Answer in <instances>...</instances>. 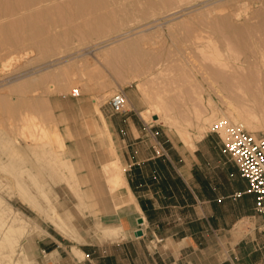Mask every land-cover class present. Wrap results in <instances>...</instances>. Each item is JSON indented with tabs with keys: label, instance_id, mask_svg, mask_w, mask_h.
Here are the masks:
<instances>
[{
	"label": "rangeland",
	"instance_id": "obj_1",
	"mask_svg": "<svg viewBox=\"0 0 264 264\" xmlns=\"http://www.w3.org/2000/svg\"><path fill=\"white\" fill-rule=\"evenodd\" d=\"M115 3L120 9L148 14L144 19L135 17L136 22L124 28L118 24L100 37L108 38L101 47L93 46L94 39H81L85 44L77 46L80 36L75 35L44 60L36 61V52L24 56L27 50L19 47L14 51L18 60L7 66L0 61V93L10 101L44 98L52 117L49 140L38 129L46 121L43 111L23 107L0 112V233L10 229L3 241L0 237V264H61L63 260L90 264L88 249L106 244L108 239L101 236L104 228L113 225L110 219L123 187L122 183L111 190L105 172L110 160L118 161L104 117L117 90L126 97L124 111L136 108L146 124L181 134L208 129L221 139L213 125L221 120L236 122L232 117L243 113L254 120V126L245 128L264 137V98L259 96L261 88L264 91V28L256 29L264 21V0H158L152 7L146 0ZM223 14L236 27H256L237 34L217 23L219 31L210 30L207 26ZM146 22L151 23L136 28ZM133 38L139 39L143 60L126 66L123 57L122 65L115 45ZM238 39L248 40V46L242 50ZM217 51L218 62L214 61ZM114 60L117 63L111 66ZM213 68L230 78L231 91L212 76ZM249 72L256 80L248 83L252 88L245 94L241 80ZM49 75L53 77L41 80L34 90L11 91L31 78ZM133 75L139 76L132 79ZM74 88L79 96H71ZM155 113L159 121L153 119ZM118 164L123 174L125 168ZM29 203L41 206L46 216ZM20 216L27 219L26 225L20 224ZM53 220L63 222L68 232L52 227ZM233 237L240 239L233 246V264H264L261 220L252 215L241 221Z\"/></svg>",
	"mask_w": 264,
	"mask_h": 264
},
{
	"label": "crops",
	"instance_id": "obj_2",
	"mask_svg": "<svg viewBox=\"0 0 264 264\" xmlns=\"http://www.w3.org/2000/svg\"><path fill=\"white\" fill-rule=\"evenodd\" d=\"M104 117L125 168L111 216L120 228L88 249L90 264H233L236 226L254 215L255 199L218 135L146 124L133 107ZM155 138L167 157L154 155Z\"/></svg>",
	"mask_w": 264,
	"mask_h": 264
},
{
	"label": "bare ground",
	"instance_id": "obj_3",
	"mask_svg": "<svg viewBox=\"0 0 264 264\" xmlns=\"http://www.w3.org/2000/svg\"><path fill=\"white\" fill-rule=\"evenodd\" d=\"M115 1L116 0H0V61L2 66H7L8 62L11 63V61L18 60V57L20 56L14 51L19 47H24L27 50L23 53L24 56L36 52V61L44 60L53 55L58 47L67 46L69 40H72L75 35L80 36V41L77 43V46H83L85 41L82 40L84 39H94L96 41L93 43V46L101 47V43L108 38L100 39V37L108 32L116 30L118 24L122 23V28H124L128 22H136L133 20L135 17L144 19L148 14L147 10H138L135 8H131V10L120 9ZM165 1L167 0H163L164 3ZM146 2L150 7L158 4V0H146ZM215 20H217V22L212 21L207 26L210 30L215 32L219 31L220 26L225 30L232 29L237 34L243 29L241 26H234L229 21L228 15L226 14L220 15ZM199 22H201V20H199ZM150 23L151 22H146L143 25L136 26V28L144 25L148 26ZM217 23H219L220 26ZM255 27L256 26H247L243 30L251 32ZM258 27L264 28V21L259 23L256 27L257 30ZM56 28L59 29L58 32H54ZM133 30L134 28L127 29L123 31L121 35L129 34ZM115 36H119V34H115L113 37ZM238 40L242 50L248 46V40ZM138 44L139 39L133 38L124 43V45H115L116 47L114 48V51L116 57L118 56L117 60L120 64L123 65L121 59L123 57L126 66L133 65L136 61L141 62L143 60ZM84 48H86V53H88L89 51L87 50V47L85 46ZM218 60L219 53L217 51L214 55V61L218 62ZM50 63L51 61L46 64L50 65ZM116 63L117 61L114 60L111 61L110 64L112 66ZM211 73L214 78L220 79L223 82L225 91H231L232 86L230 78H227L224 73L215 68L211 70ZM137 76L139 75H133L131 78L134 79ZM50 77L53 76L49 75L41 76L39 78H31L23 84L13 86L11 91L24 93L27 90H34L41 80ZM255 80L256 77L252 72H249L248 75L241 80L243 81V83H241L243 86L240 88L243 93L247 94L251 91L252 86H249L248 83L254 82ZM52 89L53 88H51V90ZM262 89L263 88H261L259 93L260 98H264V91ZM23 107H34L35 109L44 112L46 121L44 124H40L38 129L50 140V134L52 133V117L48 112V103L46 99L35 97L29 102L22 97H17L15 100L10 101L7 95L0 93V112H14ZM242 114L243 113H238V117H232V120L241 123L243 126H254V120ZM150 115L152 114L150 113ZM153 116L157 118V121L160 120L158 114L155 113ZM221 122L215 124L219 125ZM104 127H106L105 124ZM105 172L108 174V183L111 190H114L117 186L123 183V176L117 160H110L105 166ZM29 204H31L32 208L34 207L40 214L46 216L41 206L36 203ZM19 221L22 225L28 223L27 219L22 218V216L19 217ZM110 222L113 225L104 228L101 236L102 239L112 238L118 234L120 227H117L112 223L114 222L112 219H110ZM52 224V227L54 226L62 233L67 231L64 223L60 220H53ZM9 231L10 229H7L4 234L0 233L2 241L8 236V233H10Z\"/></svg>",
	"mask_w": 264,
	"mask_h": 264
},
{
	"label": "built area",
	"instance_id": "obj_4",
	"mask_svg": "<svg viewBox=\"0 0 264 264\" xmlns=\"http://www.w3.org/2000/svg\"><path fill=\"white\" fill-rule=\"evenodd\" d=\"M71 96H79L78 88L72 89ZM126 103L122 90L115 91L108 100L114 113L123 112ZM221 121V125L215 124L212 129L221 137L223 152L233 159L240 176L247 181L246 192L254 195L253 217L264 223V137L252 134L239 122ZM152 149L155 156L167 157L162 141L155 138Z\"/></svg>",
	"mask_w": 264,
	"mask_h": 264
},
{
	"label": "water",
	"instance_id": "obj_5",
	"mask_svg": "<svg viewBox=\"0 0 264 264\" xmlns=\"http://www.w3.org/2000/svg\"><path fill=\"white\" fill-rule=\"evenodd\" d=\"M153 119L156 120L157 118L155 116H153ZM138 222L141 223L140 220ZM141 234H142L141 230H137L134 232V235H136V236H140Z\"/></svg>",
	"mask_w": 264,
	"mask_h": 264
}]
</instances>
